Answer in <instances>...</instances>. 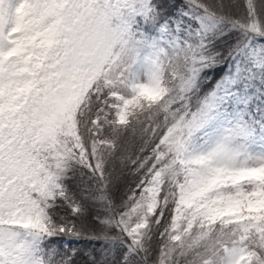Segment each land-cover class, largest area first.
Wrapping results in <instances>:
<instances>
[{
  "label": "snow or ice",
  "instance_id": "snow-or-ice-1",
  "mask_svg": "<svg viewBox=\"0 0 264 264\" xmlns=\"http://www.w3.org/2000/svg\"><path fill=\"white\" fill-rule=\"evenodd\" d=\"M0 264H264V0H0Z\"/></svg>",
  "mask_w": 264,
  "mask_h": 264
},
{
  "label": "trees",
  "instance_id": "trees-1",
  "mask_svg": "<svg viewBox=\"0 0 264 264\" xmlns=\"http://www.w3.org/2000/svg\"><path fill=\"white\" fill-rule=\"evenodd\" d=\"M97 234H98V229H97ZM77 247H81V248H89L92 247L93 245L89 244L88 240H82L78 245H76Z\"/></svg>",
  "mask_w": 264,
  "mask_h": 264
}]
</instances>
